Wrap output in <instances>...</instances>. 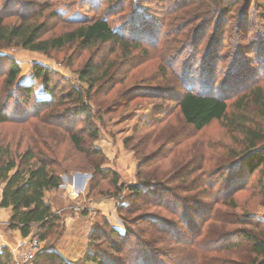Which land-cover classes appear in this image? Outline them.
<instances>
[{"label":"rangeland","instance_id":"rangeland-1","mask_svg":"<svg viewBox=\"0 0 264 264\" xmlns=\"http://www.w3.org/2000/svg\"><path fill=\"white\" fill-rule=\"evenodd\" d=\"M115 1L0 0V12L5 13L6 22H14L17 19L13 13L15 9L22 11L23 8H26L27 15L34 14L37 21L44 22L50 28L46 37L76 30L81 26L80 23H77L80 20H92L98 17L107 19L112 29L119 26L130 28L133 21L138 18L131 17L135 10L134 7L138 6L141 8L143 16L138 21L141 28L138 27L135 31L141 29L143 33H150V37H152L151 41L150 39L148 41L145 33L141 36L142 38L139 36L140 47L132 54L131 63L128 62L129 60H123V53L118 46L111 44L96 45L90 49H83L79 44L67 45L59 51L51 52L49 56L22 48H0V55L12 57L18 64L20 68L18 80L26 82L32 80L31 84L34 85V89L31 101L34 100L33 97L42 100L48 98L43 82L33 78L34 66H41L49 70V86L55 96V103L53 102L50 107L44 110L42 116L36 119L31 118L22 124L14 122L0 124V142L9 143L13 154L24 152L29 145H33L36 150L44 151L43 142H45L47 147L49 146L55 152L53 158H56L57 164L54 165V171L59 174L60 179L65 175L72 176L75 173H81L89 175L86 178L87 188L90 185L93 187V191L88 195H86V190L77 194L73 190L76 187L74 178L72 181L66 180L69 185L63 191V197L70 202L69 206L65 208L63 203L58 205V208L64 207L62 211L55 212L61 217L60 225L54 234L40 243L41 250L51 247L61 237L65 227L63 215L83 216L84 212L88 210L93 215L94 209L91 210V208H94L93 205L97 203L100 205L103 199L111 204L119 230L125 228L119 219L117 208L124 202L131 201L132 196L127 189L129 185L137 184L140 181H150L152 178L158 180L159 168H155V165L150 168H142L146 179L144 176L138 178L136 173L143 160L150 154L161 152V148L169 156L162 162L163 170L170 168L169 162L173 155L169 152L171 149L173 152L180 150V153H186L183 155L185 159L192 155L197 157V153L203 156L201 172H211L213 168H219L225 164L223 161L225 158L228 159L226 161L228 164L235 162V159H229V153L233 152L238 155L242 152V137L230 132V129L225 128L220 122L213 121L202 131L195 133L187 127H182L178 120L177 110L172 111V114L162 124H156V127L153 128H142L140 122L150 121L154 117V111L161 108L162 105L175 108V101L157 97L148 88L176 86L179 82L176 76L178 77L186 68H192L194 71L200 70V74L206 70L205 74L210 77L217 89L220 83L229 81L231 74H234L232 71L234 66L231 63L234 57L232 58L230 55L236 47L245 46L244 50L240 51V55L245 59L242 62L244 65L241 63L240 66L247 65V68L252 71H249L250 73L261 72L264 62L257 63L256 59L264 58V0H227L229 4H232V7L227 14L222 13L226 15L224 19L217 18L221 14V12L219 13L220 9L226 6V10L230 7L225 3L226 0H125L121 5L116 4ZM184 2L191 5L182 8L181 4ZM10 3H13L15 7ZM246 3H249V6H246ZM54 11L58 13L57 18L50 15ZM245 11L247 12L245 13ZM209 17L213 19V23L208 24L204 32H201L202 30L199 32V42L193 45L191 35L199 24V28H203ZM118 31L121 30L118 29ZM133 32H129V35L127 33L125 37L130 39ZM214 35L216 37L212 39ZM212 42H214V46H211L209 50H213L211 54L227 55L229 56L227 60L218 62L206 59L210 54L207 53L209 44ZM0 46L2 45L0 44ZM244 52H248V54L243 55ZM89 60L99 65L102 64L100 69H104L110 63L115 65L111 71L113 79L101 83L100 87L92 93V100L88 101L86 97L83 98L94 115L91 125L86 124L82 117L70 114L76 101L70 100L68 97L72 90L84 93L88 89L87 84L80 79V70ZM172 62L175 63L173 72L168 66ZM129 64H131L130 68ZM6 69L7 66L3 72ZM4 76H0V96L5 87ZM261 84L264 95V77ZM234 99L233 95L228 104L232 103ZM61 113H67L68 116L63 125L81 137L83 152H78L73 147L68 134L63 129L46 125L45 120L48 114ZM248 116L249 118L254 117L252 112H249ZM93 128L97 130V136L92 139L89 133ZM174 142H179V144L173 145ZM195 161L197 164L200 162L197 158ZM95 167L113 172V176L117 180L116 187L110 182L113 177L111 174L107 177L97 174L95 180L91 182V175ZM150 174L155 177H150ZM172 178H174L173 175L169 176L167 180ZM245 179V189L228 200L226 204L217 203L214 205L212 199L208 201L212 208L209 213V221L206 223L201 221L199 223L200 231H197L196 235L188 232V237L197 241L202 238L212 240L227 236V234L236 236L235 232L237 234L239 230H246L255 235L261 230L264 231V174L256 171ZM259 179H262L263 182L261 186L258 183ZM178 183L179 181L170 184V186L174 187ZM219 187V184L216 185L214 190ZM77 188L79 187L75 189ZM95 199H98L99 202L95 203ZM68 202H66L67 205ZM142 205L140 204V206ZM147 210V212H151L157 209L150 207ZM102 213L101 211L97 213L96 223L99 227L105 223L101 218ZM137 214L139 213L123 212L126 220H132ZM160 214L167 219L174 218L164 212ZM130 227L136 233L141 234L142 231H145L146 234H143L142 237L149 238L147 236L149 234L154 240L163 241L162 244L158 243L156 246L159 250L163 248L164 252V248H168L165 252L168 255L165 254L166 257L163 258L166 264H191L190 261L194 256L191 246H181L171 238L168 239L167 235H162L156 230L150 229L152 232L147 230L145 225ZM37 231L38 228L34 227L31 236L25 241L30 242L36 238ZM10 232L11 230L6 226L2 236L7 243L14 244ZM233 241L236 245L231 249L232 254L220 251L203 253V255L205 254L204 256L207 258L210 256L221 258L229 253L226 256L233 258L238 264H249L251 260L249 244L238 236L234 237ZM105 243L106 241L99 247L104 252L107 251ZM116 245L121 251V255L118 257L126 258L131 255V245L123 246L121 241ZM102 251L99 254L101 258L104 256ZM113 257L117 256L113 254ZM9 264H13L12 256ZM28 264H33V262Z\"/></svg>","mask_w":264,"mask_h":264},{"label":"trees","instance_id":"trees-1","mask_svg":"<svg viewBox=\"0 0 264 264\" xmlns=\"http://www.w3.org/2000/svg\"><path fill=\"white\" fill-rule=\"evenodd\" d=\"M115 2L121 5L125 0H116ZM184 3L181 4L182 8L191 5ZM225 3L230 7L226 10V6L220 9L219 13L221 12V14L218 15L217 19L220 17L224 19L226 15L222 13L227 14L231 10L232 4H229L227 0ZM10 4L14 6L13 3ZM246 6H249V3H246ZM134 8L131 17L138 18L133 21L130 28L119 26L112 29L107 19L98 17L92 20H80L77 23H80L81 26L76 30L48 37L46 35L50 32V28L44 22L37 21L38 19L34 14L27 15L26 8H23L22 11L13 8V13L17 16L14 22H6L5 13L0 12V44L2 45L0 48H22L49 56L51 52L59 51L67 45L79 44L83 49H90L96 45L111 44L118 46L123 53V60H129L128 62L131 63L132 54L140 47L139 36L141 37L145 33L148 41L152 38L150 33H143L141 29L135 31L140 25L138 21L143 14L140 11L141 8L138 6ZM57 14L54 11L50 15L51 17H58ZM212 18L207 19L203 28H199L200 24L196 27L191 35L193 45L199 42V32L201 30L204 32L207 25L213 23ZM132 31L134 32L130 39H127L125 35L127 33L129 35V32ZM215 37L214 35L212 39ZM213 43L209 44L207 53L210 54L207 55L206 59L218 62L227 60L229 57L227 55L211 54L213 50H209L211 46H214ZM243 48L245 46L236 47L231 53L230 56L234 57L231 62L234 66L232 68L234 74L230 73L229 81L220 83L218 89L210 77L205 74L206 70L200 74V70L194 71L192 68H186L178 77L176 76L179 82L174 87L148 88L157 97L175 101V108L162 105L161 108L154 111V117L150 121L140 122L142 128L156 127V124H162L174 110H177L178 120L182 127H187L195 133L202 131L213 121L220 122L225 128L230 129V132L242 137L241 154L236 155L230 152L229 159H235V162L228 164L226 162L228 159L225 158L223 159L225 164L217 169L213 168L211 172H201L203 156L198 153L197 157L192 155L185 159L183 155L186 153L183 152L182 154L179 152L180 150L173 152L170 149L169 152L173 155L169 162L170 168L166 170L161 168L163 167V160L169 157L164 153V149L161 148V152L150 154L138 166L136 175L138 178L144 176L146 179L142 168H150L155 165V168H159L158 180L152 178L150 181H140L127 187L132 199L117 208L119 219L125 228L118 230L106 221H104L103 226L95 228L88 237V251L83 264H166L163 258L168 255L165 253L168 248L165 247L164 252L162 251L163 248L159 250L156 246L158 243L162 244L163 241L154 240L148 233L149 238L142 237L143 234H146L145 231H142L141 234L136 233L130 227L136 225H145L147 230H156L162 235H167L168 239L171 238L181 246H191L194 251L191 264H238L233 258L226 256L229 253L232 254L231 249L236 245L233 241L236 236L249 244V256L251 257L249 264H264L263 230L256 235L248 233L246 230H239L237 234L235 232L236 236L227 234V236L224 235V237L212 240L202 238V240L197 241L188 237V232L196 235L197 231H200L199 223L201 221L204 223L209 221V213L212 209L209 200L212 199L214 205L217 203L226 204L228 200L245 189V178L249 177V174L251 175L256 171L264 174V95L261 88L264 64L261 67V72L250 73L252 71L247 68V65L243 66L244 63H242L245 60L244 56L240 55V51L244 50ZM247 54L248 52H244L243 55ZM256 60L257 63L264 62L263 57H258ZM241 63L242 66H240ZM5 66L7 69L3 72ZM100 66L102 64L99 65L89 60L80 70V79L87 84L88 89L84 93L79 90H72L68 94L70 100L76 101L70 114L75 117H82L88 125H91L94 115L83 98L86 97L88 101L92 100L91 96L94 90L99 88L101 83L113 79L111 71L115 65L110 63L104 69H100ZM168 66L172 72L175 71L173 70L174 62L169 63ZM130 67L131 64H129ZM33 73L34 79H40L43 82L44 91L48 95L47 99L42 100L33 97L34 100L31 101L34 85L24 84L18 80L20 68L14 58L0 55V76L5 75V87L0 96V124L7 122L22 124L31 118L36 119L42 116L44 110L50 107L53 102L55 103V96L49 86V70L41 66H34ZM134 90L139 91L138 89ZM145 90L147 89L145 88ZM129 95L131 94L129 93ZM233 95L235 96L234 101L228 104ZM249 112H252L254 116L250 117L251 119L248 116ZM67 119V113L48 114L45 123L50 127L63 129L68 134L73 147L78 152H83L81 137L63 125ZM89 135L92 139L96 138L97 130L93 128ZM176 143L179 144V142ZM176 143L174 142L173 145ZM43 146L44 151L36 150L33 145H29L24 152L13 154L9 143L0 142V208L10 209L7 228L11 231H19L22 238H28L32 234V229L37 227L38 231L34 239L39 243L46 241L49 236L57 231L60 225V217L44 201L45 192L57 190L61 184L59 174L54 171L57 160L53 158L55 152L49 146L47 147L45 142H43ZM196 158L199 159V164L195 161ZM97 174L101 177L114 175L108 169L95 167L91 175V182L95 180ZM171 175L174 178L167 180ZM149 176L155 177L151 174ZM161 181L163 183H160ZM178 181L176 186H170V184ZM110 182L116 187L117 180L114 176ZM258 183L261 186L263 184L262 179H259ZM218 184L220 187L214 190ZM89 188L90 192L93 191L91 185ZM140 204L143 205L140 206ZM148 206L157 210L147 212V208H150ZM180 210L181 212H179ZM159 211L170 214L174 218L167 219ZM123 212L131 214L137 212L139 214L132 220H126ZM104 241H106V252L99 249ZM120 241L123 246L131 245V255L126 257L127 259L118 257L121 255V251L116 244ZM164 243L166 242L164 241ZM185 243L187 244L185 245ZM100 251L104 254L103 258L99 257ZM220 251L229 253L221 256V258L212 256L207 258L204 256L205 254L203 255V253ZM112 253L117 257H113ZM10 262L11 255L8 250L5 247L0 248V264H9ZM32 262L33 264H67L57 253L48 249H43L36 254Z\"/></svg>","mask_w":264,"mask_h":264},{"label":"crops","instance_id":"crops-1","mask_svg":"<svg viewBox=\"0 0 264 264\" xmlns=\"http://www.w3.org/2000/svg\"><path fill=\"white\" fill-rule=\"evenodd\" d=\"M20 81L24 84L32 83V80L26 82L20 79ZM73 178L76 187L79 186L77 190L79 189L86 190L87 191L86 195L90 193V188L89 187L87 188L86 186L88 184L86 183V179L83 181L81 177L75 174L72 176H66V175L62 176L61 177L62 184H60L59 188L57 190L45 192L44 194V201L50 205L54 213L60 212L64 209V207L58 208V205L62 203L65 204V208L69 206L70 202L64 199L63 191L66 190L67 186L69 185L67 184L66 180L69 179L70 181H72ZM0 199H1V190H0ZM66 202H68V205ZM97 202H99L98 199L96 200L95 203ZM97 204L93 205L94 208H91V210L94 209L93 215H91V211L89 210L84 212L85 215L83 216H79V215L68 216L67 214L63 215L62 217H64L65 219V224H64L65 227L63 229V233L61 237L51 247L46 249L57 253L67 264H83L84 258L88 251L87 248L88 237L95 228L99 227L98 224L96 223L98 211L103 212L101 214L102 215L101 218L104 221L108 222L112 227L119 230V225L116 224L117 221L114 216V212L112 211L111 204H108V201L105 199H103L100 205L99 203ZM9 217H10V209L0 208V248L2 247L9 248L8 252L10 253L11 256H13V254L19 251L17 246V244L20 242L19 240L21 239L25 240L28 238H22L19 231L13 230L10 233L15 243L14 244L7 243L6 239H4L2 236V232L3 229L8 225Z\"/></svg>","mask_w":264,"mask_h":264},{"label":"built area","instance_id":"built-area-1","mask_svg":"<svg viewBox=\"0 0 264 264\" xmlns=\"http://www.w3.org/2000/svg\"><path fill=\"white\" fill-rule=\"evenodd\" d=\"M73 188V187H72ZM74 192L80 194L83 189L76 191L77 189L73 188ZM19 251L13 254V264H28L31 263L36 254L41 252L40 243L33 239L30 242L22 240L18 244Z\"/></svg>","mask_w":264,"mask_h":264},{"label":"water","instance_id":"water-1","mask_svg":"<svg viewBox=\"0 0 264 264\" xmlns=\"http://www.w3.org/2000/svg\"><path fill=\"white\" fill-rule=\"evenodd\" d=\"M75 175H78L79 177H81L83 179V181L89 177V175H85V174H81V173H75Z\"/></svg>","mask_w":264,"mask_h":264},{"label":"bare ground","instance_id":"bare-ground-1","mask_svg":"<svg viewBox=\"0 0 264 264\" xmlns=\"http://www.w3.org/2000/svg\"><path fill=\"white\" fill-rule=\"evenodd\" d=\"M80 183H81V182H80ZM80 183H79V184H80ZM78 187H79V186H78ZM74 188H76V187H74Z\"/></svg>","mask_w":264,"mask_h":264}]
</instances>
